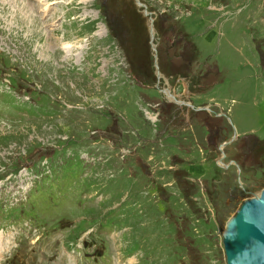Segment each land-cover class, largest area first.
Listing matches in <instances>:
<instances>
[{
	"label": "rangeland",
	"instance_id": "1",
	"mask_svg": "<svg viewBox=\"0 0 264 264\" xmlns=\"http://www.w3.org/2000/svg\"><path fill=\"white\" fill-rule=\"evenodd\" d=\"M140 1L161 72L189 69L211 109L178 135L133 77L155 79L135 0H0V264H226L264 187V0Z\"/></svg>",
	"mask_w": 264,
	"mask_h": 264
},
{
	"label": "water",
	"instance_id": "2",
	"mask_svg": "<svg viewBox=\"0 0 264 264\" xmlns=\"http://www.w3.org/2000/svg\"><path fill=\"white\" fill-rule=\"evenodd\" d=\"M136 3L144 6L139 0ZM144 14L148 15L146 9ZM150 34L153 41L155 31L152 24ZM152 48L155 51L156 45L152 44ZM155 67L159 68L157 55ZM222 239L227 264H264V188L241 202L227 221Z\"/></svg>",
	"mask_w": 264,
	"mask_h": 264
},
{
	"label": "flooded vegetation",
	"instance_id": "3",
	"mask_svg": "<svg viewBox=\"0 0 264 264\" xmlns=\"http://www.w3.org/2000/svg\"><path fill=\"white\" fill-rule=\"evenodd\" d=\"M141 78H142L143 82H147V84H150L149 87H154L156 84V81L152 84L144 76H141ZM169 78H171V79L180 78L179 80L175 81V83H178L179 85L182 86L181 88H184L183 84L185 83V80L183 79V76L181 74L180 75L179 74H177V75L173 74V75H170ZM163 96H164V94L162 93V97ZM149 105L152 108H160L163 112H165V115L170 117V123L172 124V126L178 127L177 133L179 132V130H180L179 126L181 124H183L184 120H186L182 116L185 114L184 112L188 109V107L182 106L180 104H174V105L172 104L169 107H167L166 105L159 104L158 102H155L153 104L149 103ZM165 124L167 127L169 126V123L167 122V120H165ZM222 130H223V127H221V128L217 127L215 130H212V133H214V136H217L219 132H222ZM216 138H218V137L214 138L211 135V137H210L211 141H209L208 146L213 147L216 144V141H215Z\"/></svg>",
	"mask_w": 264,
	"mask_h": 264
},
{
	"label": "bare ground",
	"instance_id": "4",
	"mask_svg": "<svg viewBox=\"0 0 264 264\" xmlns=\"http://www.w3.org/2000/svg\"><path fill=\"white\" fill-rule=\"evenodd\" d=\"M40 3V2H39ZM49 10V8H45V10ZM43 13H44V11H43ZM99 24H102V23H99ZM98 24V25H99ZM98 31H102L103 33H105L106 31H105V29H104V25L102 24L101 25V28H99L98 27ZM97 31V32H98ZM98 34V33H97ZM58 41H60V39L58 40ZM82 44V43H81ZM84 47H85V44H84ZM83 47V48H84ZM61 48V47H60ZM71 48V47H70ZM79 48H82V47H79ZM62 49V48H61ZM63 50V49H62ZM70 50V49H69ZM67 51V50H66ZM4 243H5V240H4V232L3 231H1L0 230V258L2 257V252L5 250V247H4Z\"/></svg>",
	"mask_w": 264,
	"mask_h": 264
},
{
	"label": "crops",
	"instance_id": "5",
	"mask_svg": "<svg viewBox=\"0 0 264 264\" xmlns=\"http://www.w3.org/2000/svg\"><path fill=\"white\" fill-rule=\"evenodd\" d=\"M191 126H192V124L189 125V127H191ZM191 129H192V128H191Z\"/></svg>",
	"mask_w": 264,
	"mask_h": 264
}]
</instances>
